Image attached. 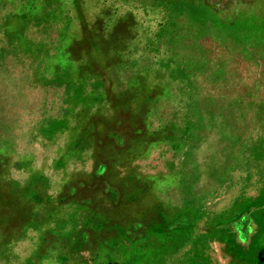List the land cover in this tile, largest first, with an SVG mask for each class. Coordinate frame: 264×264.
Wrapping results in <instances>:
<instances>
[{"label": "rangeland", "instance_id": "374dc122", "mask_svg": "<svg viewBox=\"0 0 264 264\" xmlns=\"http://www.w3.org/2000/svg\"><path fill=\"white\" fill-rule=\"evenodd\" d=\"M0 264H264V0H0Z\"/></svg>", "mask_w": 264, "mask_h": 264}]
</instances>
